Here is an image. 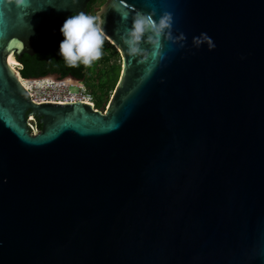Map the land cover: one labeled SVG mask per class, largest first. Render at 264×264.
Segmentation results:
<instances>
[{
    "label": "water",
    "instance_id": "1",
    "mask_svg": "<svg viewBox=\"0 0 264 264\" xmlns=\"http://www.w3.org/2000/svg\"><path fill=\"white\" fill-rule=\"evenodd\" d=\"M90 3L0 0V264H264V0H108L109 107L34 101L10 57ZM153 9L186 37L155 68L122 41Z\"/></svg>",
    "mask_w": 264,
    "mask_h": 264
},
{
    "label": "clouds",
    "instance_id": "2",
    "mask_svg": "<svg viewBox=\"0 0 264 264\" xmlns=\"http://www.w3.org/2000/svg\"><path fill=\"white\" fill-rule=\"evenodd\" d=\"M14 2L17 6H23L26 0ZM124 19L131 21L122 36L126 53L129 58L138 59L141 64L150 60L151 68H155L167 57L166 45L184 46L180 42L185 41L186 37L183 33L174 35V15L169 11L160 15L155 9L150 12L137 10L131 15L125 13ZM103 24L101 16L85 12L73 14L66 19L60 29L64 39L60 42L59 55L69 67H91L102 58L106 40ZM205 42L209 50L215 48L214 41L207 33L193 38L196 46Z\"/></svg>",
    "mask_w": 264,
    "mask_h": 264
},
{
    "label": "trees",
    "instance_id": "3",
    "mask_svg": "<svg viewBox=\"0 0 264 264\" xmlns=\"http://www.w3.org/2000/svg\"><path fill=\"white\" fill-rule=\"evenodd\" d=\"M100 3V0H91L89 7L94 11V7ZM64 39L62 33L56 37L53 42L40 50L35 56L28 54L24 55L20 60L23 68L21 74L25 79L46 77L52 73L60 74L62 79L73 77L81 81H88V86L95 95L96 108L98 110H106L107 102L110 100V95L117 89L120 82L123 63L122 57L118 49L105 40L109 44H104L103 56L100 61L104 64L103 67L95 72V76L89 75L92 67L80 65L78 67H69L59 55L60 42ZM121 60L118 64L117 60ZM93 79V83L89 85V79ZM36 128L41 131L43 126L39 119L33 121ZM33 132V130H32Z\"/></svg>",
    "mask_w": 264,
    "mask_h": 264
},
{
    "label": "built area",
    "instance_id": "4",
    "mask_svg": "<svg viewBox=\"0 0 264 264\" xmlns=\"http://www.w3.org/2000/svg\"><path fill=\"white\" fill-rule=\"evenodd\" d=\"M19 65V64H18ZM17 67V66H16ZM19 68V67H17ZM23 66L21 65L22 69ZM23 83L38 103L70 104L82 102L96 108V98L84 81L76 79H23ZM82 85V86H81ZM103 111V110H102ZM105 112V111H103ZM32 118H30V121ZM33 121L30 122V124ZM32 129L34 128L31 124Z\"/></svg>",
    "mask_w": 264,
    "mask_h": 264
},
{
    "label": "rangeland",
    "instance_id": "5",
    "mask_svg": "<svg viewBox=\"0 0 264 264\" xmlns=\"http://www.w3.org/2000/svg\"><path fill=\"white\" fill-rule=\"evenodd\" d=\"M108 2V0H100V3L98 4V5H96L95 7H94V14H98L99 12H100V10H101V8L106 4ZM109 40V39H108ZM110 41V43H113L111 40H109ZM105 44H107V46H109V44L107 43V42H105ZM121 55V54H120ZM17 63V62H16ZM117 63L118 64H120L121 63V60H117ZM17 64H19V65H15V66H17V67H19V68H21V64L20 63H17ZM103 63L99 60V61H96V62H94V64L91 66L92 68H91V70L89 71V75H92L93 74V76H95L96 74H95V72L97 71V70H99V69H101L102 67H103ZM16 67V68H17ZM15 68V69H16ZM52 78V77H51ZM53 79V78H52ZM67 79H71V78H67ZM90 81H89V85L91 84V83H93V79L91 78V79H89ZM85 83H87L88 84V81H84ZM88 86V85H87ZM89 87V86H88ZM115 92H116V90L113 92V94L112 95H110V100L107 102V106H106V109L109 107V104L111 103V101H112V99H113V97H114V95H115ZM33 123V122H32ZM31 123V124H32ZM33 125V132L35 133V134H37V133H40V131L39 130H37V129H35V124H32Z\"/></svg>",
    "mask_w": 264,
    "mask_h": 264
},
{
    "label": "bare ground",
    "instance_id": "6",
    "mask_svg": "<svg viewBox=\"0 0 264 264\" xmlns=\"http://www.w3.org/2000/svg\"><path fill=\"white\" fill-rule=\"evenodd\" d=\"M9 62H10V65L13 67V68H16L15 65H18L17 61L14 60V58L11 56L10 59H9ZM17 62V63H16Z\"/></svg>",
    "mask_w": 264,
    "mask_h": 264
},
{
    "label": "flooded vegetation",
    "instance_id": "7",
    "mask_svg": "<svg viewBox=\"0 0 264 264\" xmlns=\"http://www.w3.org/2000/svg\"><path fill=\"white\" fill-rule=\"evenodd\" d=\"M88 14L96 15V14H94V11L90 9V7H89V13H88ZM107 38H108V37H107ZM50 75H51V74H50ZM52 75H58V76H60V74H58V73H52Z\"/></svg>",
    "mask_w": 264,
    "mask_h": 264
}]
</instances>
